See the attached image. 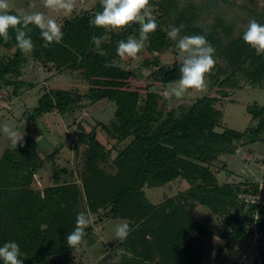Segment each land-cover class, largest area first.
I'll list each match as a JSON object with an SVG mask.
<instances>
[{
  "label": "trees",
  "instance_id": "trees-1",
  "mask_svg": "<svg viewBox=\"0 0 264 264\" xmlns=\"http://www.w3.org/2000/svg\"><path fill=\"white\" fill-rule=\"evenodd\" d=\"M181 3L182 0H151L158 29L149 35L145 48L153 59L146 58L144 66L156 67L155 73L164 83L179 78L182 60L165 64L160 59L167 48L176 47L167 38L170 29L164 22L169 20L170 28L184 25L181 35L204 34L216 52L226 53L233 69L221 80V85L238 86L241 77L254 86L264 84V55H256L243 42L244 30L232 36L231 26L222 21L212 28L200 26L199 8ZM100 10L98 2L94 8L62 20V41L47 47L43 46L40 30L30 26L35 44L31 54H22L16 47L14 30H10L11 39L7 42L0 38V51L4 50L0 52V91L6 88V92L14 95L24 86L32 85L23 78L30 57L40 62L47 73L82 69L89 81L85 91L79 85L45 87L37 105L27 112L33 126L48 113L76 117L87 102L108 99L117 105L116 120L111 125L102 123L103 129L117 142L130 139L112 160L118 171L114 175L102 174L99 165L112 158V149L98 138L95 130L82 129L79 142L88 143L83 190L75 180L65 177L64 181L56 178L57 183L47 186L44 194L32 186L34 175L44 169L45 158L39 154L38 139L30 131L16 147L7 148L0 158V246L8 241L16 242L24 264H61L52 258L73 250L67 246L66 237L75 228L77 214L95 211L105 204L110 206V215L130 220V234L119 243V247L132 254L130 264H202L207 244L215 235L210 226L175 198L154 204L144 189L177 178L192 185L188 197L208 208L210 214L222 217L224 229L218 232L219 237L233 241L259 233L262 241L264 204L246 201L241 196L257 193L259 184H253L252 189L242 184L221 187L214 166L240 145L247 148L264 137V104L247 105L255 123L244 131L223 126L225 102L216 96L198 97L179 115L174 109H165L161 106V93L152 86H147L144 95L130 86L135 72L116 56L117 42L138 36L139 26L119 31L93 27L89 21ZM257 21L264 24V12ZM217 26L231 35L228 42L223 41ZM93 36L102 38L104 56L94 50ZM113 60L123 67L106 66ZM57 150L47 158L54 157ZM67 171L63 167L62 172ZM230 172L228 169V175ZM84 194L81 210L78 204ZM85 231L84 238L91 242L93 225ZM258 250L264 263V245H259Z\"/></svg>",
  "mask_w": 264,
  "mask_h": 264
},
{
  "label": "rangeland",
  "instance_id": "rangeland-1",
  "mask_svg": "<svg viewBox=\"0 0 264 264\" xmlns=\"http://www.w3.org/2000/svg\"><path fill=\"white\" fill-rule=\"evenodd\" d=\"M98 2L100 0H76L74 11L65 15L48 12L43 8V0H11L14 9L24 8L29 12L44 11L61 25L65 18L92 9ZM181 5H195L199 8L200 16L197 23L200 26L212 28L219 21H222L231 26L232 36H238L241 31L245 30L250 18L257 20L264 12V0H182ZM164 25L170 29V26L167 25H171V22L166 20ZM219 28L217 26V29ZM219 32L224 42L231 39V35L227 34L225 29L220 28ZM146 58L153 59L152 54L145 48L137 58L123 60V65L135 72V75L130 79V86L139 89L143 95L147 86H152V89L161 93V106H165V109H174L179 115L198 97L211 95L225 102L222 106L224 127L244 131L249 126L254 125L255 121L252 120L247 105L264 104V84L254 86L241 77L238 86L221 85V80L233 69V64L224 51L219 50L215 53L216 65L206 77L205 89L203 91H189L180 99L164 98L163 92L169 83H164L158 78L155 73L156 67L143 65ZM160 59L162 63L171 64L176 60H182V55L176 47H169L160 55ZM27 62L24 66L23 78L32 82V85L24 86L14 95L6 92V88L0 91V158L7 148L13 147L2 131L3 126L7 125L25 137L32 128V120L28 113L24 114V111L29 112L32 107L37 105L38 98L45 87L71 88L79 85L81 90L85 91L89 86V81L85 78L83 70L77 67L71 71L54 74L41 70L42 64L31 57ZM33 62L38 63L34 64ZM49 74L51 76L46 79L45 76H49ZM116 109V103L108 99H102L95 103L87 102V106L78 111L76 117L59 118L56 113L55 117L50 114L55 127L53 125L48 127V124L43 123L40 127L37 126L41 130L40 133L34 128L33 133L35 130L34 134H38L37 139L41 145L39 154L45 158V161L44 169L34 175L32 186L44 194V189L47 186L57 183L56 178L64 181L67 177L72 178L71 181L75 180L76 184L83 190L84 176L82 173L87 168L88 143L79 142L82 129L86 132L95 130L98 138L106 144L107 148L112 149V158L100 163L99 170L102 174L114 175L118 169L112 160L119 150L130 141L128 139L124 142H117L102 127V123L111 125L116 120ZM56 149L58 152L55 153L54 157L47 158V155ZM222 158L214 166L219 173V185L231 187L242 184L252 189L253 184H259V191L249 194L254 195L258 203L264 204V137L250 143L247 148L240 145L234 153L224 155ZM224 163L227 166H224ZM63 167L67 168L68 171L62 172ZM228 169L231 170L229 175ZM191 187L192 185L186 179L177 178L162 186H145L144 189L147 197L154 204H161L168 199L175 198L210 226L215 235L207 244L208 249L202 264H264L258 250L259 245H264V239L259 241L260 234L257 233L255 236L233 241L219 237L218 232L224 229L222 217L217 214H210L208 208L188 197L187 191ZM85 195L82 196L81 202L78 204L81 210L84 208ZM109 209V205L102 204L95 211L87 210L93 225V232L90 236L93 240L89 242L87 237L84 238V242L78 249L66 251L62 255L52 258V261H58L61 264H130L133 258L132 254L119 247L120 242L113 238L115 225L122 222L129 223L130 220L110 215Z\"/></svg>",
  "mask_w": 264,
  "mask_h": 264
},
{
  "label": "clouds",
  "instance_id": "clouds-1",
  "mask_svg": "<svg viewBox=\"0 0 264 264\" xmlns=\"http://www.w3.org/2000/svg\"><path fill=\"white\" fill-rule=\"evenodd\" d=\"M102 10L96 12L90 19L91 26L113 31L123 30L132 25L139 26L138 36H129L126 40L117 42L116 56L120 60L135 59L145 49L149 35L158 29L156 17L153 15L151 0H100ZM76 6V0H43V8L51 13L71 14ZM34 7V5H32ZM40 30L44 47L49 44H59L63 39L62 25L44 11H26L24 8L13 9L11 0H0V38L5 42L11 39L10 30L15 32L16 47L22 54H31L35 44L30 36L32 27ZM184 25L172 26L167 31V38L175 42L176 48L182 55L179 68L180 76L169 82L163 92L165 99H180L189 91H203L206 87V77L216 65L215 47L204 34L181 35ZM242 40L256 55H264V24L255 18L248 20L242 34ZM95 51L104 56L101 48L102 38L93 36ZM111 67H123L113 60ZM3 133L11 145L16 147L24 138L18 131L4 125ZM90 214L80 212L76 216L75 228L66 237L67 246L78 249L84 242L86 229L91 225ZM131 228L127 222L118 223L114 228L113 238L119 242L127 240ZM23 254L19 245L14 241L5 242L0 246V261L3 264H24Z\"/></svg>",
  "mask_w": 264,
  "mask_h": 264
},
{
  "label": "crops",
  "instance_id": "crops-1",
  "mask_svg": "<svg viewBox=\"0 0 264 264\" xmlns=\"http://www.w3.org/2000/svg\"><path fill=\"white\" fill-rule=\"evenodd\" d=\"M34 64H36V63H38V62H33ZM30 64H31V62H30ZM27 67V66H26ZM43 69V67H41V70ZM24 70V72H25V68L23 69ZM44 70V69H43ZM24 74V73H23ZM50 75L51 74H49V76H45V78L46 79H48V77H50ZM28 81V80H27ZM28 82H30V81H28ZM48 88H50V87H48ZM41 95V94H40ZM25 113L24 114H26L27 113V111H24ZM50 114H52L53 116L52 117H55V113H48V114H46V115H44V116H42V117H40V118H38L36 121H35V125L33 126L32 125V128L30 129V131L32 132V135L34 136V137H36V138H38L37 137V135L38 134H34L35 133V130H34V133H33V129L35 128L36 130H38L39 131V133L41 132V130L40 129H38L37 128V126H41V124H43V123H46V124H48L47 126L49 127V126H54V123L51 121V117L49 116ZM56 116H58L59 118H62L60 115H56ZM42 118V120H40ZM32 123V122H31ZM55 127V126H54Z\"/></svg>",
  "mask_w": 264,
  "mask_h": 264
},
{
  "label": "built area",
  "instance_id": "built-area-1",
  "mask_svg": "<svg viewBox=\"0 0 264 264\" xmlns=\"http://www.w3.org/2000/svg\"><path fill=\"white\" fill-rule=\"evenodd\" d=\"M241 196L243 198H245L246 201L255 202V203L257 202L258 203V201H256L257 198L254 195H251V194H241Z\"/></svg>",
  "mask_w": 264,
  "mask_h": 264
}]
</instances>
